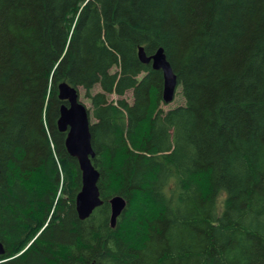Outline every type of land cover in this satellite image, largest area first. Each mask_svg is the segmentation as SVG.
I'll use <instances>...</instances> for the list:
<instances>
[{
    "label": "trees",
    "instance_id": "obj_1",
    "mask_svg": "<svg viewBox=\"0 0 264 264\" xmlns=\"http://www.w3.org/2000/svg\"><path fill=\"white\" fill-rule=\"evenodd\" d=\"M63 83L96 121L85 221ZM0 242V264H264V0H0Z\"/></svg>",
    "mask_w": 264,
    "mask_h": 264
},
{
    "label": "water",
    "instance_id": "obj_2",
    "mask_svg": "<svg viewBox=\"0 0 264 264\" xmlns=\"http://www.w3.org/2000/svg\"><path fill=\"white\" fill-rule=\"evenodd\" d=\"M144 52L141 50L140 53L142 62L148 64L153 60V68L164 72L165 94L166 96H172L176 90L177 80L170 63L167 61L164 49L158 50L152 58H147ZM60 98L69 102V107L64 106L62 108L58 125L61 132L68 131L66 149L73 158L78 160L80 165L83 189L78 195V212L80 217L85 219L103 204L98 187L100 173L92 163L95 153L92 148V138L87 118L88 112L86 107L79 103L78 92L75 88L66 83L60 87ZM109 203L112 210L113 225L127 206L126 201L121 196H115ZM0 253H2L1 242Z\"/></svg>",
    "mask_w": 264,
    "mask_h": 264
},
{
    "label": "bare ground",
    "instance_id": "obj_3",
    "mask_svg": "<svg viewBox=\"0 0 264 264\" xmlns=\"http://www.w3.org/2000/svg\"><path fill=\"white\" fill-rule=\"evenodd\" d=\"M160 49H164V48H160ZM160 49H158V50H160ZM141 50L145 53V55H146V57L147 58H152L153 56H155V54L157 53H155L154 55H152V56H148L147 55V53H146V50H145V48L144 47H140L139 48V58H140V60H141V56H140V53H141ZM165 51V50H164ZM165 55H166V53H165ZM167 57V56H166ZM167 61H168V59H167ZM141 62H142V60H141ZM143 63V62H142ZM149 65L151 64L152 66V68H153V60H151V62L150 63H148ZM147 64V65H148ZM171 65V64H170ZM154 69V68H153ZM154 70H156V69H154ZM173 70V69H172ZM156 71H162V70H156ZM163 72V71H162ZM173 74H174V76H175V78H176V80H177V86H176V90L174 91V93H173V95L172 96H166V94H165V75H164V72H163V77H164V89H163V101H164V103H166V104H170V103H172L174 100H175V96H176V93H177V89H179L178 88V77H177V75H176V73L174 72V70H173ZM64 84V83H63ZM67 84V83H66ZM69 85V84H68ZM62 86V85H61ZM60 86V87H61ZM72 87V86H71ZM74 88V87H73ZM75 90L78 92V96H79V103L80 104H82V105H84L85 107H86V110H87V112H88V114H87V118H88V123H89V129H90V132H91V127H92V119H91V115H90V110L88 109V107L84 104V103H82V101L80 100V90H78V89H76L75 88ZM180 90V89H179ZM59 91H60V88H59ZM59 97H60V95H59ZM61 99V98H60ZM62 100V99H61ZM167 100V101H166ZM63 101V100H62ZM66 103H67V105H64V106H66V107H69V102L68 101H65ZM63 106V107H64ZM62 107V108H63ZM62 108H61V112H62ZM61 117V116H60ZM160 126V125H159ZM167 132V131H166ZM63 133H66L67 135H68V131L67 132H63ZM91 138H92V133H91ZM92 148H93V144H92ZM94 150V149H93ZM94 153H95V151H94ZM95 157H96V153H95ZM95 157L92 159V163H93V160L95 159ZM67 162V161H66ZM64 170V169H63ZM59 171V170H58ZM65 172V171H64ZM75 173V172H74ZM78 173V172H77ZM71 175V174H70ZM66 176V175H65ZM68 176V175H67ZM61 177V176H60ZM73 177V176H72ZM74 178V177H73ZM161 178V177H160ZM66 178H64L63 180H65ZM72 180V179H71ZM76 180V179H75ZM63 183V182H62ZM98 183H99V181H98ZM74 186H76V184H74ZM82 189H83V179H82ZM160 188V187H159ZM80 194V193H79ZM111 199V198H110ZM124 199V198H123ZM60 200V199H59ZM77 200H78V195H77ZM125 200V199H124ZM103 201V200H102ZM126 201V200H125ZM103 204H104V201H103ZM103 204H102V206H103ZM58 205V204H57ZM126 206H127V201H126ZM101 207V206H100ZM100 207H98V208H100ZM214 207V206H213ZM98 208H96L94 211H93V213L98 209ZM76 209H77V213H78V215H79V212H78V201H76ZM55 210V209H54ZM111 212H112V210H111ZM92 213V214H93ZM92 214H91V216H92ZM122 214V213H121ZM91 216H89L88 218H85V219H82L81 217H80V215H79V218L81 219V220H83V221H85V220H87V219H89ZM121 216V215H120ZM119 218V217H118ZM216 218V217H215ZM216 221H217V219H216ZM118 222V219H116V221L113 223V225H112V213H111V227L113 228V229H116V226H117V223ZM215 223V222H214ZM120 230V229H119ZM1 245H2V253H0V256H2V255H4L5 254V249H4V246H3V244L1 243Z\"/></svg>",
    "mask_w": 264,
    "mask_h": 264
},
{
    "label": "rangeland",
    "instance_id": "obj_4",
    "mask_svg": "<svg viewBox=\"0 0 264 264\" xmlns=\"http://www.w3.org/2000/svg\"><path fill=\"white\" fill-rule=\"evenodd\" d=\"M179 89H180V90H179ZM179 89H177V93H176V96H175V100H174L172 103H170V104L163 103V104H162V109L165 110L166 112L169 111V110L175 109V108H177V107L182 106V105L185 104V99H184V97L182 96V93H181L182 89H181V88H179ZM100 91H101V88H100L99 86H97V87L94 89L93 93H97V92H100ZM85 95H86L85 91H84L83 89H81V90H80V100H81L82 103H84V104L88 107V109L90 110V109H92V104H91L90 99L86 98ZM125 98L127 99V101H128L129 103H132V102H133V92H128L127 95L125 96ZM110 99H111L112 101H115V100L117 101V100H118V97H116V96H111ZM91 111H92V110H91ZM91 119H92V122H93V123L96 122L94 118H91ZM93 123H92V124H93ZM223 199H224V196L222 197L221 200H223Z\"/></svg>",
    "mask_w": 264,
    "mask_h": 264
}]
</instances>
